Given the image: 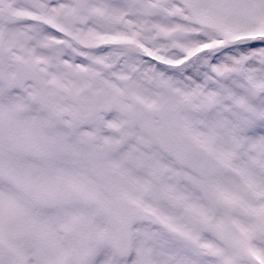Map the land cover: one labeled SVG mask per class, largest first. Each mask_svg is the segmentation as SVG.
<instances>
[{"label": "snow or ice", "instance_id": "obj_1", "mask_svg": "<svg viewBox=\"0 0 264 264\" xmlns=\"http://www.w3.org/2000/svg\"><path fill=\"white\" fill-rule=\"evenodd\" d=\"M0 264H264V0H0Z\"/></svg>", "mask_w": 264, "mask_h": 264}]
</instances>
